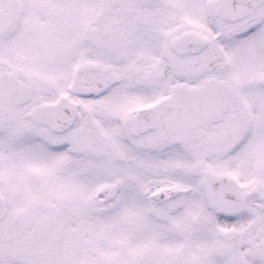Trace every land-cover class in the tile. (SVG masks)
<instances>
[{
	"label": "snow or ice",
	"instance_id": "snow-or-ice-1",
	"mask_svg": "<svg viewBox=\"0 0 264 264\" xmlns=\"http://www.w3.org/2000/svg\"><path fill=\"white\" fill-rule=\"evenodd\" d=\"M0 264H264V0H0Z\"/></svg>",
	"mask_w": 264,
	"mask_h": 264
}]
</instances>
